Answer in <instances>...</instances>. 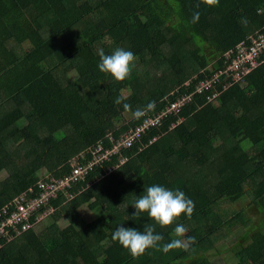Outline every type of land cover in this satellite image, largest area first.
<instances>
[{
    "label": "trees",
    "instance_id": "obj_1",
    "mask_svg": "<svg viewBox=\"0 0 264 264\" xmlns=\"http://www.w3.org/2000/svg\"><path fill=\"white\" fill-rule=\"evenodd\" d=\"M262 30L264 0H0V171L9 174L0 181V209L39 196L40 178L63 176L67 163L109 132L137 124L142 117L124 103L132 111L149 101L165 106L184 82L194 89L211 81L227 67L226 53ZM116 48L137 57L119 82L97 67L98 51ZM221 80L217 105L208 102L212 92L195 94L175 129L169 121L153 128L94 167L78 196L42 204L36 214L52 209L46 220L64 216L68 226L40 223L15 233L7 247L0 239V264H213L229 251L236 264H264V220L233 208L248 198L264 212V63L240 82ZM152 185L183 191L195 203L191 217L165 227L146 212L132 217L133 199ZM81 208L101 215L85 223ZM146 224L163 239L138 257L111 239L121 225L143 231ZM181 224L188 230L181 239L195 243L159 250ZM225 242L233 247L220 249Z\"/></svg>",
    "mask_w": 264,
    "mask_h": 264
},
{
    "label": "built area",
    "instance_id": "obj_2",
    "mask_svg": "<svg viewBox=\"0 0 264 264\" xmlns=\"http://www.w3.org/2000/svg\"><path fill=\"white\" fill-rule=\"evenodd\" d=\"M227 67L220 70L212 77L211 81L196 83L194 89L192 81H186L175 89L171 95H176L168 103L159 107L157 105L154 111H150L140 121L129 126L128 129L115 134L109 132L104 141L98 142L85 152L79 154L76 158L67 163V173L59 178L47 176L39 183V189L42 192L35 198L25 199L24 196L17 197L9 204L0 209V239L11 242L14 234L17 235L28 231L31 227L42 224L45 219L51 215L52 209L46 210L41 214L36 211L42 204L46 203L51 197L64 195L66 199H73L80 194L75 188L87 181L90 172L94 167L104 164L122 148H128L141 141L153 128L161 127L165 122H170V130L175 129L185 119L178 117L182 109L192 101L195 94L201 93L203 90L212 92L207 97L209 103H216L221 92L216 90V84H221V76L226 80H235L240 82L246 79L250 73L264 63V31L256 32L248 37L246 42L238 44L235 48L226 53ZM189 82V83H188ZM229 84H224V88H228ZM175 120L171 121L170 118ZM127 124L130 121L126 122ZM158 137H152L149 144L156 142ZM113 167H108L107 171L112 173ZM92 183H88L87 188ZM33 218V220H32ZM32 220V221H31ZM9 228L13 233L10 235ZM6 244L0 243V249Z\"/></svg>",
    "mask_w": 264,
    "mask_h": 264
},
{
    "label": "clouds",
    "instance_id": "obj_3",
    "mask_svg": "<svg viewBox=\"0 0 264 264\" xmlns=\"http://www.w3.org/2000/svg\"><path fill=\"white\" fill-rule=\"evenodd\" d=\"M204 3L213 5L218 3V0H204ZM198 18L199 13H195L194 20ZM98 56V70L101 73L109 74L118 82L129 78L134 62L137 59L132 51L123 48H116L108 55L104 53L103 49H100L98 51ZM122 99L123 97H119L114 103L119 105L121 104ZM219 101L220 99L216 104L219 103ZM155 107L156 102L149 101L143 108L138 107L135 111H132L130 104H123L124 110L131 111L134 119H140L141 117L147 116L150 111L155 110ZM44 178L39 181H42ZM132 207L135 209L132 217H138L139 214L146 212L149 218L154 221L155 225L165 227L172 225L175 219L181 214L191 217L195 208V203L187 198L185 193L179 189L170 190L161 185H152L145 187L143 194L136 196L133 199ZM187 231V228L182 224L177 225L174 228V236L177 238L163 244L159 250L164 253L173 249L182 248L187 250L191 244L195 243V237L181 239V237L186 236ZM111 239L114 242H118L119 245L126 249L133 257H138L144 254L147 249L158 247V244L162 241L163 237L155 232V227L153 225L146 224L143 231L121 225L112 233Z\"/></svg>",
    "mask_w": 264,
    "mask_h": 264
},
{
    "label": "rangeland",
    "instance_id": "obj_4",
    "mask_svg": "<svg viewBox=\"0 0 264 264\" xmlns=\"http://www.w3.org/2000/svg\"><path fill=\"white\" fill-rule=\"evenodd\" d=\"M155 76H158V74H155ZM130 93H132V89L124 91V95H126V96L129 95ZM215 105H217V104L215 103ZM40 134L43 138H45L48 135V133H46V132L45 133L41 132ZM63 137L64 136H59V138H63ZM18 162H20V161H18ZM43 172L44 171H42L41 174ZM8 176H9V174L6 171H0V181L6 180L8 178ZM40 179H42V178H40ZM233 208H238V209L243 210L245 217L249 216V215H246V211H247L250 213V215L253 216L254 220L258 219L259 222L264 220V212L262 213L261 211L254 209L253 206L251 205V201L248 198L240 200L239 202H237L233 206ZM87 211H88L87 208H81L79 210L80 214L83 215L84 220H86L85 223H92L94 220L96 222L97 218L101 215V213H97L94 211H92L91 213L90 212L87 213ZM42 224H57L61 228H66L69 224V220H68V218L63 216V217H59V219L55 220V222H52L51 219L48 218L47 220L45 219V221ZM256 225L258 226L260 224H256ZM256 232L258 233L259 230L258 229L254 230V234ZM8 245H10V244H7L5 247H7ZM219 245H220V249H222V250L226 249L227 246L233 247L232 244L228 243V242L219 243ZM230 250H232V249L230 248ZM211 260H212L213 264H236L238 262L237 258L235 257V254L232 251H229V252H227L221 256L212 257Z\"/></svg>",
    "mask_w": 264,
    "mask_h": 264
}]
</instances>
